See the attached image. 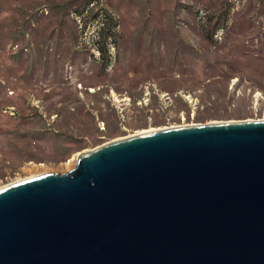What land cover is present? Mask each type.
Masks as SVG:
<instances>
[{"label":"rangeland","instance_id":"rangeland-1","mask_svg":"<svg viewBox=\"0 0 264 264\" xmlns=\"http://www.w3.org/2000/svg\"><path fill=\"white\" fill-rule=\"evenodd\" d=\"M264 119V0H0V188L107 141Z\"/></svg>","mask_w":264,"mask_h":264},{"label":"water","instance_id":"water-1","mask_svg":"<svg viewBox=\"0 0 264 264\" xmlns=\"http://www.w3.org/2000/svg\"><path fill=\"white\" fill-rule=\"evenodd\" d=\"M0 264H264V119L132 134L1 187Z\"/></svg>","mask_w":264,"mask_h":264},{"label":"bare ground","instance_id":"bare-ground-1","mask_svg":"<svg viewBox=\"0 0 264 264\" xmlns=\"http://www.w3.org/2000/svg\"><path fill=\"white\" fill-rule=\"evenodd\" d=\"M148 131H152V130L139 131V133H137V134H141L142 132H148ZM22 181H23V180H22Z\"/></svg>","mask_w":264,"mask_h":264}]
</instances>
